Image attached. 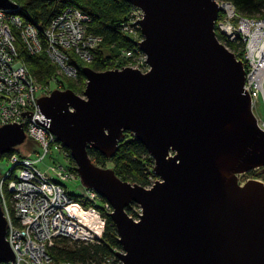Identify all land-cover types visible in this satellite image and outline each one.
I'll return each instance as SVG.
<instances>
[{
    "label": "water",
    "instance_id": "1",
    "mask_svg": "<svg viewBox=\"0 0 264 264\" xmlns=\"http://www.w3.org/2000/svg\"><path fill=\"white\" fill-rule=\"evenodd\" d=\"M143 14L138 50L148 72L82 73L83 98L70 90L36 100L80 184L109 204L121 264H264V184L238 176L264 168V130L243 89L242 63L221 44L215 0H124ZM16 5L0 0V10ZM30 117L24 114L23 117ZM130 134L153 160L158 180L143 188L96 166ZM26 140L22 124L0 127V158ZM141 209L138 222L126 212ZM0 205V263L14 254Z\"/></svg>",
    "mask_w": 264,
    "mask_h": 264
},
{
    "label": "built area",
    "instance_id": "2",
    "mask_svg": "<svg viewBox=\"0 0 264 264\" xmlns=\"http://www.w3.org/2000/svg\"><path fill=\"white\" fill-rule=\"evenodd\" d=\"M217 4L221 5L224 12L217 29L224 38L225 48L229 50L227 43L241 41L245 44L241 56L246 66L244 86L253 109L255 98L260 94L264 98V18L246 20L247 18H241L236 14L232 5L218 2ZM12 13L13 11L0 10V96H3V87H7L14 95L18 94V97L11 103L7 101L8 98L7 102L0 101V123L12 120L9 124H22L23 128L28 126L30 129L26 131L27 137L38 142L43 152L37 153L35 159L31 158L30 154L28 156L12 154L9 158L2 159L8 166L3 175L0 174V196L4 202L2 210L7 223L6 237L14 254V262L11 264H52L49 250L58 239L65 238L75 243L98 241L105 230L102 212L109 215L112 209L107 202H104L105 204L101 202L93 190L86 189L81 184L78 187L79 195L67 192L65 184L78 180L74 168L72 171L60 164L56 168H50L57 180L37 169V164L45 159L46 152L56 142L47 128L35 122V119L38 122L48 121L39 113L36 106L35 94L40 88L17 61L13 40L10 39L13 38L12 33L18 32L31 56L41 52L43 44L48 41L50 45L47 46L45 53L58 64L61 73L69 79L76 78L77 68L72 63L73 60H91L90 51L101 40L86 32L84 22L88 17L76 9L64 10L50 22L43 35H40L33 25L23 26L22 19L18 16L12 17ZM129 15L127 33L132 36L139 32L136 20L141 21L143 14L140 10L132 8ZM7 21L12 24L11 27H8ZM67 51L72 54L67 55ZM229 51L240 56L238 51L233 49ZM134 54L136 53L127 52L126 56L133 58ZM141 62V65H138L135 58L128 64H135L139 66L138 69L146 68L145 56ZM24 114L30 117H23ZM260 122L259 127L264 130V121ZM58 150L64 151L60 145ZM259 170L261 169L239 175L237 177L239 184L242 186L250 180L264 184L263 179L251 175L252 172ZM4 187L7 195L2 192ZM98 204L101 210L96 207Z\"/></svg>",
    "mask_w": 264,
    "mask_h": 264
},
{
    "label": "trees",
    "instance_id": "3",
    "mask_svg": "<svg viewBox=\"0 0 264 264\" xmlns=\"http://www.w3.org/2000/svg\"><path fill=\"white\" fill-rule=\"evenodd\" d=\"M16 5L14 10L24 22L33 25L43 35L50 22L66 9H76L89 17L87 33L100 38V45L92 51L93 59L88 63V68L95 72H104L110 69L128 66L130 58L117 59L121 52L131 51L137 53V46L131 36L122 33L121 27L129 19L131 6L124 0H10ZM218 3L231 4L239 15L246 18L264 17V0H215ZM219 42L223 43V36L216 33ZM238 45L229 44V49H237ZM20 57L27 66L30 77L38 84H44L54 79L53 67L48 62L44 53L30 56L24 51H19ZM135 55V54H134ZM133 55V56H134ZM236 55V54H235ZM125 57V56H124ZM241 60V56H236ZM116 61V62H115ZM78 69L80 84L82 78L83 63L74 61ZM53 75V76H52ZM77 86V85H76ZM18 149V148H17ZM17 149L5 154L9 158L12 154H19ZM71 164L74 162L67 150L63 151ZM88 155L92 162L104 169H112L115 175L122 181L136 184L143 188H150L155 179L153 160L149 157L145 147L137 142L129 133L119 143L118 150L111 159H106L99 152L88 149ZM0 159V160H2ZM110 165L108 168L107 166ZM263 170V169H261ZM264 171V170H263ZM257 179L262 177L256 172L251 173ZM101 202H104L100 198ZM101 210V206H96ZM133 205L126 210L128 216L135 217ZM106 219L105 230L100 241L83 244L61 239L50 250L52 259L59 264H120L116 253L121 251L117 241V233L109 216L102 212Z\"/></svg>",
    "mask_w": 264,
    "mask_h": 264
},
{
    "label": "rangeland",
    "instance_id": "4",
    "mask_svg": "<svg viewBox=\"0 0 264 264\" xmlns=\"http://www.w3.org/2000/svg\"><path fill=\"white\" fill-rule=\"evenodd\" d=\"M231 5V4H230ZM219 6V5H218ZM221 6V5H220ZM234 8V7H233ZM236 14L238 15V12L236 11V9L234 8ZM13 13H12V17H15V16H18L15 14L14 10H12ZM141 12V11H140ZM224 16V12H220L218 14V19L217 21L215 22V33H219V30L217 29V26H219V23L221 22V18ZM240 16L241 18H244L246 19V17L242 16V15H238ZM19 18V17H18ZM264 18V17H262ZM251 18H247L246 20H249ZM257 19H260V18H257ZM140 20V19H139ZM8 27H11L12 24L10 22H6ZM130 24V20L128 19L124 24L123 26L121 27V31L122 33L124 34H127L128 35V28L127 26ZM48 28V27H47ZM44 33V32H43ZM13 34V38H11L10 40H13L12 41V44H13V47H14V54H17V57H18V62L21 63L23 65V67L27 70L28 72V69H27V66L25 65V63L23 62V59L20 57L19 55V51L21 52H25L26 54H28V50L26 48V44H24V41L23 39H21V35L19 36L18 32L16 33H12ZM220 34V33H219ZM129 36V35H128ZM131 39H133L136 43V46H137V43H140L141 41V38H140V34L139 32H136L134 33V35H132L130 37ZM27 42V41H26ZM223 44V43H222ZM229 44H235V42H232V43H227V46H229ZM50 43L48 41H46V43L43 44V50L40 52H37L36 55L38 54H42L44 53L45 57L47 58L48 62L50 63V65L53 67V77L54 78L52 81L51 79L49 80V82L47 83H44L43 85L42 84H38L35 83L38 85V87L40 88L39 91L35 94L36 96V100L39 99L40 97H45V96H49V94L55 90L57 91H65V90H70L72 92H74L77 96L83 98V91L85 89V86H86V80L84 78V76H82L81 79H83L84 81H82V83L80 84V79L78 77V69H77V73H76V78L73 79V78H68L66 76L63 75V73H61V68L58 66L57 63H55L53 60H51L47 53H45V51H47V46H49ZM100 45V43H98L96 45V47L94 49H96L98 46ZM224 45V44H223ZM236 45H238L237 49L235 51H238L240 53V56H242V54L244 53V49H245V44L243 42H239V43H236ZM92 49L90 51V54H91V57L93 59V53L92 51L94 50ZM55 51H57V49H54ZM230 50V49H229ZM228 50V51H229ZM61 52V50H59ZM127 52H131V51H122L121 52V55H119V57H117L116 61L121 58H128L126 56V53ZM230 52V51H229ZM71 52L70 51H67L66 54L69 55ZM232 53V52H231ZM72 54V53H71ZM233 54V53H232ZM29 55V54H28ZM36 55H33V56H36ZM31 56V55H30ZM126 56V57H124ZM235 57L236 56H239V54L237 55H234ZM134 57H136V62L138 63V65H141V61L142 59H144V56L142 55V53L138 50V52L134 55ZM237 58V57H236ZM92 59L90 60H85V59H78V60H73V63H75L74 61H80L83 63V67H88V63H91ZM72 61V60H71ZM115 61V62H116ZM242 63V66H243V69H244V73H245V82L244 84L246 83V72H245V69H246V66L244 64V62L241 60L240 61ZM129 68H132V69H136V70H139L141 68H137L139 66H135V64H128ZM127 67H122V68H127ZM143 67V66H142ZM122 68H116V69H110V70H121ZM83 69V68H82ZM149 70V67H146V68H143L141 70H139L140 72L142 73H145V72H148ZM109 71V70H107ZM29 74V72H28ZM30 75V74H29ZM83 75V73H82ZM33 79V78H32ZM34 80V79H33ZM77 85V86H76ZM243 89L245 90V86L243 87ZM3 100L2 97L0 98V101L2 102H13V101H16L17 97H18V94H15L7 87H3ZM9 92H11L10 94H8ZM261 95V94H260ZM258 95L257 98H255L256 100H254V106H253V109H252V112L254 114V116L257 118L258 120V124H261V122L259 123V121H264V98H262L263 95ZM8 98V100H7ZM10 99V100H9ZM7 100V101H6ZM12 120H4V122L0 123V127L1 126H4L5 124H9ZM30 128L28 126H26L24 128V132H25V135H26V140L25 142L17 149V152L21 153V155H24V156H28L29 154L31 155V158L35 159L36 157V154L37 153H42L43 152V149L41 147V145L36 142L34 139H31V138H28L27 137V134H26V131H28ZM60 144L58 143H55L54 145H52L53 147H51L46 153V157L45 159L38 163L37 164V169L42 172V173H45L48 175V177H51L53 180H57L55 174L50 170V168H56L59 164L63 167H69L70 170H74L73 168L75 167V164H71L69 162V160L66 158L65 156V153L64 152H59L60 150H58V146ZM61 146V145H60ZM63 149V148H62ZM62 151V150H61ZM2 159V158H0ZM108 168L110 167V165L107 166ZM8 169V166H6V162L5 161H2L0 160V174L3 175L4 171ZM264 170V168H263ZM263 170H259L257 171V173L262 177V179L264 180V171ZM75 176V174H74ZM76 177L78 178V180L76 181H72L70 183H67L65 184V187L67 189V192L69 194H75L76 196L79 195V189L78 187L80 186V180H79V177L78 175L76 174ZM158 179L155 178L153 181H152V184L151 186L153 185V183L155 181H157ZM150 186V187H151ZM2 192L4 193V195H7V190L4 188H2ZM7 199H9V197H7ZM105 202V201H104ZM103 202V203H104ZM105 204V203H104ZM0 205H2L1 207L4 208V202L0 196ZM7 208V206H6ZM8 209V208H7ZM133 209V214H135L136 216L135 217H130L132 218L135 222H138V216L141 215V209L138 207V206H133L132 207ZM112 213V210L110 211V214ZM138 215V216H137ZM104 217V216H103ZM105 222H106V219H105ZM12 227V225H11ZM6 241H7V237H6ZM8 242V241H7ZM9 243V242H8ZM56 245V242L54 244V246ZM52 249V248H51ZM50 249V250H51ZM50 250H49V254H50ZM121 251H118L117 253H120ZM117 256V255H116ZM52 257V256H51ZM53 260V259H52ZM120 261V260H119ZM52 264H59V263H56L54 260L52 262ZM92 264V263H91ZM107 264V263H106Z\"/></svg>",
    "mask_w": 264,
    "mask_h": 264
},
{
    "label": "bare ground",
    "instance_id": "5",
    "mask_svg": "<svg viewBox=\"0 0 264 264\" xmlns=\"http://www.w3.org/2000/svg\"><path fill=\"white\" fill-rule=\"evenodd\" d=\"M85 15V14H84ZM87 16V15H86ZM88 17V16H87ZM21 22H22V25L23 26H27V25H31V24H29V23H26V22H24L23 20H21ZM85 24H86V32H87V24H89L90 23V20H89V17H88V20H85V22H84ZM86 32L84 33V34H86ZM140 34V38H141V41H140V43L143 41V37H142V35H141V33H139ZM137 49H138V43H137ZM142 55L143 56H145L143 53H142ZM135 58L136 57H133V58H130V60H128V62H133L134 60H135ZM73 63V62H72ZM74 65H75V63H73ZM75 67H76V65H75ZM77 68V67H76ZM24 126V125H23ZM55 144V143H54ZM19 155V154H18ZM20 155H21V153H20ZM21 156H24V155H21ZM134 207L136 206V205H133ZM61 239H65V238H60V239H58L57 241H59V240H61ZM101 239V238H100ZM100 239L98 240V241H100ZM95 241H92V242H89V243H94ZM89 243H83V244H89ZM0 264H5V263H0Z\"/></svg>",
    "mask_w": 264,
    "mask_h": 264
},
{
    "label": "flooded vegetation",
    "instance_id": "6",
    "mask_svg": "<svg viewBox=\"0 0 264 264\" xmlns=\"http://www.w3.org/2000/svg\"><path fill=\"white\" fill-rule=\"evenodd\" d=\"M62 148V147H61ZM63 150H64V148H63Z\"/></svg>",
    "mask_w": 264,
    "mask_h": 264
},
{
    "label": "clouds",
    "instance_id": "7",
    "mask_svg": "<svg viewBox=\"0 0 264 264\" xmlns=\"http://www.w3.org/2000/svg\"><path fill=\"white\" fill-rule=\"evenodd\" d=\"M257 119V118H256Z\"/></svg>",
    "mask_w": 264,
    "mask_h": 264
}]
</instances>
